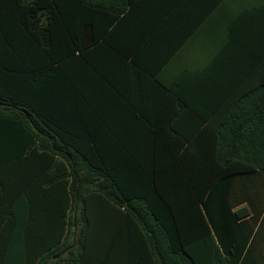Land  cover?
I'll return each mask as SVG.
<instances>
[{
	"label": "trees",
	"instance_id": "16d2710c",
	"mask_svg": "<svg viewBox=\"0 0 264 264\" xmlns=\"http://www.w3.org/2000/svg\"><path fill=\"white\" fill-rule=\"evenodd\" d=\"M0 143L24 264H264V0H0Z\"/></svg>",
	"mask_w": 264,
	"mask_h": 264
},
{
	"label": "crops",
	"instance_id": "0c3cea01",
	"mask_svg": "<svg viewBox=\"0 0 264 264\" xmlns=\"http://www.w3.org/2000/svg\"><path fill=\"white\" fill-rule=\"evenodd\" d=\"M29 169H39L38 153L9 158L0 143V264H24V204L40 200L48 204L49 195L44 191L48 174L27 175ZM9 205L13 207V217L9 216Z\"/></svg>",
	"mask_w": 264,
	"mask_h": 264
}]
</instances>
